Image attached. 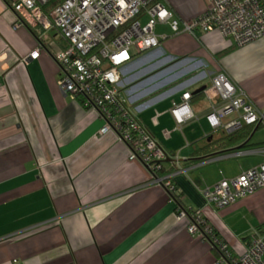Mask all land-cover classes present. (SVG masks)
I'll list each match as a JSON object with an SVG mask.
<instances>
[{"label": "crops", "instance_id": "obj_1", "mask_svg": "<svg viewBox=\"0 0 264 264\" xmlns=\"http://www.w3.org/2000/svg\"><path fill=\"white\" fill-rule=\"evenodd\" d=\"M166 4L182 21L208 7L207 0ZM16 17L0 0V264H226L211 237L188 231L196 211L232 258L241 257L264 232V188L220 208L201 190L264 164V118L248 138L229 142L207 114L221 106L210 89L225 74L264 116V38L238 46L219 30L170 34L124 68L133 111L168 151V167L183 169L173 197L129 159L114 130L99 134L106 121L96 108L63 93L58 33L33 59L39 38L15 28ZM185 92L193 117L179 127L171 108ZM181 208L189 216L178 219Z\"/></svg>", "mask_w": 264, "mask_h": 264}, {"label": "built area", "instance_id": "obj_2", "mask_svg": "<svg viewBox=\"0 0 264 264\" xmlns=\"http://www.w3.org/2000/svg\"><path fill=\"white\" fill-rule=\"evenodd\" d=\"M11 1L17 15L15 28L40 29L41 45L30 56L37 59L49 33L56 31L64 43L54 54L63 93L73 100L81 99L86 107L96 108L106 121L99 134L114 130L128 145L129 159L144 163L151 180L176 197L173 178L183 169L164 172L171 156L133 111L123 83L124 68L136 56L157 48L170 34L219 30L238 46L264 38V0H207V9L189 21L177 18L166 0ZM53 1L57 2L50 6ZM213 87L222 102L207 114L213 128L232 133L244 124L263 122V114L247 103L225 74L213 78ZM191 96L190 92L183 93L182 101L171 108L179 127L193 117ZM229 115L234 116L225 122ZM235 154L242 155L243 151ZM260 188H264V164L207 186L201 194L208 204L220 208ZM187 216L186 209L178 210V219ZM188 231L203 239L211 237L226 264H264V232H257L245 253L234 259L225 243L213 235L200 211L192 214Z\"/></svg>", "mask_w": 264, "mask_h": 264}, {"label": "trees", "instance_id": "obj_3", "mask_svg": "<svg viewBox=\"0 0 264 264\" xmlns=\"http://www.w3.org/2000/svg\"><path fill=\"white\" fill-rule=\"evenodd\" d=\"M6 2H7L9 5L13 6L11 0H6ZM56 2H57V1H53V2L50 4V6L56 4ZM48 7H49V6H48ZM30 29H32V30L36 33V35L38 36V38L40 37V33H41V32H40V29H38V28H32V27H30ZM192 97H193V95H192ZM256 127L260 128V127H261V124L258 125V126H257V124H244L240 129H238V130H236V131H234V132H232V133H225V136H224L223 139H224L225 141L233 142V141H235V140H237V139L248 138V137L252 134V132L254 131V129H255ZM173 170H174L173 167H172V168H167L166 170H164V172L173 171ZM213 235H214L216 238L219 239L218 235L215 233L214 230H213Z\"/></svg>", "mask_w": 264, "mask_h": 264}, {"label": "rangeland", "instance_id": "obj_4", "mask_svg": "<svg viewBox=\"0 0 264 264\" xmlns=\"http://www.w3.org/2000/svg\"><path fill=\"white\" fill-rule=\"evenodd\" d=\"M147 53L145 52V53H143V54H141L140 55V57H142V56H144V55H146ZM161 58V56H158V57H155V58H153L152 60H150L149 62H146V63H144L143 65H141L139 68H143V67H145L146 65H148V64H151V63H153L154 61H157L158 59H160ZM137 70V69H136ZM151 73H154V71H152V72H149L148 74H151ZM164 78V77H163ZM154 83H155V81H154ZM211 91L213 90V92H215V90L213 89V88H211L210 89ZM210 91V93L212 94V92ZM210 93H209V95H210ZM179 197V196H178ZM204 240H206V239H204ZM213 249H215V251L217 252V254L220 256V258H221V252L219 251V249L218 248H216L214 245H213ZM219 258V257H218Z\"/></svg>", "mask_w": 264, "mask_h": 264}]
</instances>
